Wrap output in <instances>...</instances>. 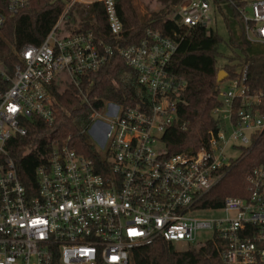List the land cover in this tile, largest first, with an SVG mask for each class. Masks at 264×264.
Instances as JSON below:
<instances>
[{
  "label": "built area",
  "instance_id": "built-area-1",
  "mask_svg": "<svg viewBox=\"0 0 264 264\" xmlns=\"http://www.w3.org/2000/svg\"><path fill=\"white\" fill-rule=\"evenodd\" d=\"M6 1L12 16L26 0ZM63 1L42 41L16 52L11 71L0 65V264H134L135 248L158 239L175 248L194 241L198 231L224 239V264H264V164L247 177L245 197H226L216 209L201 202L230 161L264 134V116L256 109L262 94L249 91L244 71L225 79L227 87L218 89L221 106L213 109L222 128L190 154L167 155L161 138L177 120L185 86L168 70L177 42L148 27L139 42L119 46L114 0ZM94 2L104 7L113 47L92 29L63 24L73 7ZM227 2L243 3L237 10L246 38L264 42V0ZM220 7L214 0H182L171 18L215 31L218 13L224 22ZM3 20L0 14V27ZM113 53L135 72L147 99L91 109L81 81ZM67 85L91 109L81 132L91 129L101 162L50 140L34 168L35 186L25 185L10 153L28 136L29 124L55 121L63 110L58 94ZM227 148L236 156L226 155ZM199 211H222L224 217L193 216Z\"/></svg>",
  "mask_w": 264,
  "mask_h": 264
},
{
  "label": "trees",
  "instance_id": "trees-1",
  "mask_svg": "<svg viewBox=\"0 0 264 264\" xmlns=\"http://www.w3.org/2000/svg\"><path fill=\"white\" fill-rule=\"evenodd\" d=\"M182 0H158L162 7L147 16L139 15L133 0H114L115 12L121 23L122 32L115 38L119 46L137 43L144 30L151 28L177 42L168 70L184 80L185 86L177 104V120L168 126L161 138L166 154L192 153L201 143H206L210 133H216L223 126L213 109L220 107L219 83L216 80L220 68L226 71L225 79L238 76L244 71V83L250 92L261 93V102L256 109L264 116V42H251L244 34V24L237 8L243 3L231 5L227 0H214L224 16V26L229 34L228 44L239 53L229 57L230 62L217 65L222 42L217 30L188 28L172 20L171 16ZM6 0H0V65L11 71L20 51L26 44L38 45L64 10L63 0H26L15 15L6 10ZM78 16L82 29H92L96 38L114 46L115 41L108 29L106 14L101 3L76 5L68 13L64 26H73ZM67 16V15H66ZM77 26V25H76ZM223 79V80H225ZM91 109H98L106 102L120 105H134L141 97L147 99L136 82L135 72L120 57L113 53L98 70L88 74L81 81ZM58 94V93H57ZM141 95V96H140ZM63 106L51 125L36 120L28 125V136L18 139L16 149L10 156L15 160L25 185L35 186L34 168L44 154L43 148L50 140L66 143L71 149L100 164V156L81 132L88 123L91 109L82 102L81 95L72 85H67L58 94ZM238 108L235 105L234 111ZM264 164V134L254 139L248 152L230 161L219 182L202 199V206L216 209L222 206L226 197H245L247 177L252 170ZM224 239L213 235L199 246L177 251L172 244L158 239L151 244L137 247L133 251L134 264H224L222 252Z\"/></svg>",
  "mask_w": 264,
  "mask_h": 264
},
{
  "label": "rangeland",
  "instance_id": "rangeland-1",
  "mask_svg": "<svg viewBox=\"0 0 264 264\" xmlns=\"http://www.w3.org/2000/svg\"><path fill=\"white\" fill-rule=\"evenodd\" d=\"M133 3L139 15H142V16H145V15L147 16V14H149L150 12L158 11L162 7V5H160L158 0H133ZM75 16H77L76 12H75ZM78 24H79V20L77 16L76 22L73 26H76V25L78 26ZM216 30L218 32V35L222 39V42L220 43L219 48H218L220 56L216 58L217 65L221 67L223 64L230 62L228 61L229 57L239 52L237 50L232 49L231 46L228 44L229 34L224 26V22H223V19L220 13H218L217 15ZM230 63L233 64L234 62H230ZM227 85H228V80H223L222 82L219 83V88L221 90H224L227 87ZM84 131H85L84 135L86 136L88 142L95 149L100 148L98 146V143L93 138L91 129L89 128L88 130H84ZM225 153L226 155H232V156H236L237 154L236 151L230 148H227ZM193 216H196L198 218H203V219H221L224 217V212L222 211H199V212L193 213ZM211 235L212 233L210 231H198L196 234V239L194 241L190 242L189 244L188 243H176L175 250L181 251L191 246H199L203 244L204 242H206L211 237Z\"/></svg>",
  "mask_w": 264,
  "mask_h": 264
},
{
  "label": "water",
  "instance_id": "water-1",
  "mask_svg": "<svg viewBox=\"0 0 264 264\" xmlns=\"http://www.w3.org/2000/svg\"><path fill=\"white\" fill-rule=\"evenodd\" d=\"M174 20L178 22V21L180 20L179 16L176 15V16L174 17ZM226 76H227L226 71H224L223 69H220V70L217 72V77H216L217 82H218V83L222 82L223 79L226 78Z\"/></svg>",
  "mask_w": 264,
  "mask_h": 264
}]
</instances>
